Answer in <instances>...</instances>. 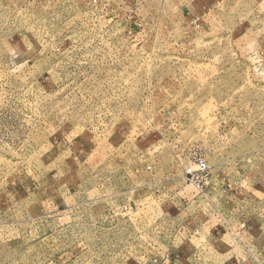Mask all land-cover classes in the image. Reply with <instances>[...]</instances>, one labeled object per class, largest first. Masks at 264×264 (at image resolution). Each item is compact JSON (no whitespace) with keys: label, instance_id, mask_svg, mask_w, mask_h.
I'll use <instances>...</instances> for the list:
<instances>
[{"label":"rangeland","instance_id":"1","mask_svg":"<svg viewBox=\"0 0 264 264\" xmlns=\"http://www.w3.org/2000/svg\"><path fill=\"white\" fill-rule=\"evenodd\" d=\"M0 264H264V0H0Z\"/></svg>","mask_w":264,"mask_h":264},{"label":"built area","instance_id":"2","mask_svg":"<svg viewBox=\"0 0 264 264\" xmlns=\"http://www.w3.org/2000/svg\"><path fill=\"white\" fill-rule=\"evenodd\" d=\"M197 167H198V170L201 171V172H206L209 169V166H208L207 162L204 161V160H200L197 163Z\"/></svg>","mask_w":264,"mask_h":264}]
</instances>
